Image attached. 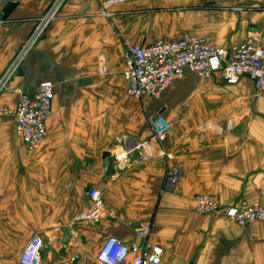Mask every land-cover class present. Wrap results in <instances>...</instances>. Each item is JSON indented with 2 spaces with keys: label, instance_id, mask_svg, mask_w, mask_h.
Instances as JSON below:
<instances>
[{
  "label": "crops",
  "instance_id": "1",
  "mask_svg": "<svg viewBox=\"0 0 264 264\" xmlns=\"http://www.w3.org/2000/svg\"><path fill=\"white\" fill-rule=\"evenodd\" d=\"M53 3L0 5V107H16L18 87L34 94L43 80L55 84L37 150L16 134L12 115H0V264H19L35 235L44 240L41 264H99L111 236L162 247L159 264H264V223L241 227L198 212L195 202L212 193L222 204L264 205V101L254 82L226 84L188 70L160 98L139 99L122 76L126 40L147 45L187 32L230 47L254 33L264 49V0H127L110 17L101 0H63L3 83ZM151 114L170 123L163 142L153 139ZM170 168L179 173L175 185ZM93 187L105 205L97 222L78 218Z\"/></svg>",
  "mask_w": 264,
  "mask_h": 264
},
{
  "label": "built area",
  "instance_id": "2",
  "mask_svg": "<svg viewBox=\"0 0 264 264\" xmlns=\"http://www.w3.org/2000/svg\"><path fill=\"white\" fill-rule=\"evenodd\" d=\"M26 0H0L1 4L19 3ZM127 0H101V12L110 17L111 8L115 4ZM63 0H54V3L43 17L38 27L27 40L19 54L24 57L39 39L52 18L55 17L58 7ZM126 65L122 72L125 81L130 84L129 92L139 99L147 96L160 98L173 84L184 79L188 70L199 77L212 78L219 75L226 84H236L243 77L251 79L258 91L259 97L264 100V49L259 43V37L250 33L247 40L240 45L222 47L211 44L206 37L184 32L176 38H162L147 45H133L125 41ZM16 64L11 66L9 76L12 75ZM108 71L106 63H102L99 74L105 75ZM8 75V72H7ZM55 84L51 80L40 82L34 94H29L21 88L15 92L19 96L15 108L0 107V115H12L15 122V131L29 151L39 148L46 136V124L52 112ZM153 131V139L163 142L167 138L170 123L162 114L148 116ZM227 125V129H232ZM162 156L171 159L169 153ZM168 182L177 183L179 173L175 168L168 171ZM91 205L78 218L90 222L99 221L105 212L104 201L99 189L93 187L88 191ZM198 212L203 214H223L240 225L264 218V207L258 204L244 203L242 205H222L218 198L209 193H200L195 196ZM44 240L35 235L30 238L24 247L19 264H41V252ZM134 257L130 264H159L163 255L160 246H140L138 243H125L119 238L111 236L100 247L97 255L99 264H124L130 254Z\"/></svg>",
  "mask_w": 264,
  "mask_h": 264
},
{
  "label": "rangeland",
  "instance_id": "3",
  "mask_svg": "<svg viewBox=\"0 0 264 264\" xmlns=\"http://www.w3.org/2000/svg\"><path fill=\"white\" fill-rule=\"evenodd\" d=\"M38 22H37V27H38ZM24 46V45H23ZM23 46L21 47V49L19 50V52H18V55L22 52V48H23ZM20 60V57L18 56L17 58H16V61L13 63V64H17V62ZM10 71H11V67L10 68H8V75H7V73L5 74V75H3L1 78H2V82L4 83L5 81H7L8 80V78L10 77L9 76V73H10ZM171 87V86H170ZM257 93H258V91H257ZM258 95V94H257ZM163 96V95H162ZM262 99V98H261ZM263 100V99H262ZM264 101V100H263ZM209 194H212V193H209ZM212 195H214V194H212ZM214 196H216V195H214ZM217 197V196H216ZM218 198V200H219V202L221 203V201H220V199H219V197H217ZM244 203H249V204H258V205H260V206H262V207H264V205L262 204V203H260L259 201H251V200H248V199H246V198H238V200L237 201H235L234 203H231V204H222V205H225V206H228V205H234V204H237V205H242V204H244ZM223 217H225L227 220H229V221H231V222H234L235 223V221H233L232 219H230L229 218V216H223ZM255 223H264V218L263 219H256V220H254V221H252V222H247V224H245V225H240V224H238L237 223V225L238 226H241V227H248L249 225H253V224H255ZM236 224V223H235Z\"/></svg>",
  "mask_w": 264,
  "mask_h": 264
},
{
  "label": "water",
  "instance_id": "4",
  "mask_svg": "<svg viewBox=\"0 0 264 264\" xmlns=\"http://www.w3.org/2000/svg\"><path fill=\"white\" fill-rule=\"evenodd\" d=\"M104 157V161H103V165L105 168V175L106 176H111L113 174V169L111 166V159H110V152L106 151L103 155Z\"/></svg>",
  "mask_w": 264,
  "mask_h": 264
},
{
  "label": "bare ground",
  "instance_id": "5",
  "mask_svg": "<svg viewBox=\"0 0 264 264\" xmlns=\"http://www.w3.org/2000/svg\"><path fill=\"white\" fill-rule=\"evenodd\" d=\"M237 224V222H235Z\"/></svg>",
  "mask_w": 264,
  "mask_h": 264
}]
</instances>
